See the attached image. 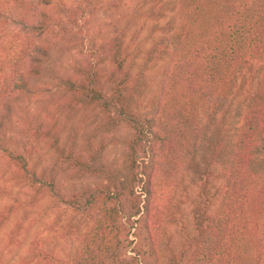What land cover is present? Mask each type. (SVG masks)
I'll use <instances>...</instances> for the list:
<instances>
[{"label": "trees", "instance_id": "trees-1", "mask_svg": "<svg viewBox=\"0 0 264 264\" xmlns=\"http://www.w3.org/2000/svg\"><path fill=\"white\" fill-rule=\"evenodd\" d=\"M65 11L64 0H0V120L48 80L56 81L57 108L78 119L67 130L51 118L33 132L55 157L47 170L2 147L11 180L31 193L26 207L59 198L86 219L66 226L77 243L72 255L33 242L18 264H145L158 252L149 219L160 172L186 175L195 189L178 239L161 250L165 264H264V0H142L129 22L114 24L96 64L62 76ZM142 19L149 32L138 63L127 39ZM19 26L28 37L10 33ZM121 129L130 133L124 156L107 165L104 141H95ZM61 172L97 182L66 199ZM25 206L0 210V235ZM24 219L13 223L8 245Z\"/></svg>", "mask_w": 264, "mask_h": 264}, {"label": "rangeland", "instance_id": "rangeland-1", "mask_svg": "<svg viewBox=\"0 0 264 264\" xmlns=\"http://www.w3.org/2000/svg\"><path fill=\"white\" fill-rule=\"evenodd\" d=\"M142 0H92L89 4L86 0H64L65 9L63 22L70 28V42L65 52L61 53V60L57 66V73L66 76L72 73L73 67H84L87 64H96L100 59L101 45L114 34V24L118 26L129 22L128 14L137 9ZM117 5L116 8L113 6ZM149 22L143 25V19L131 28L128 33L129 51L136 56L138 63L143 62V40L149 32ZM18 37H26L27 32L21 26L14 27L10 33ZM11 33V34H12ZM28 37V36H27ZM21 38V39H22ZM60 42V44H64ZM58 52V50H57ZM158 74V70L154 69ZM56 81L48 80L39 83L34 92L15 101L5 117L0 120V210L9 204L19 206L26 205L31 193L11 180L12 167L10 166L7 152H16L27 157L31 166L38 171L51 167L55 157L48 146L45 137L34 136L33 132L39 129L40 124L51 123L52 119L59 120L61 125H67L70 129L71 122L78 124L76 117L68 116L57 108V94L55 93ZM129 131L121 129L117 132L101 135L96 139L104 141L105 149L102 161L107 165L119 166L124 156V140L129 136ZM64 138V137H63ZM258 164L264 167V154L258 158ZM69 174H72L71 172ZM97 180L91 177L71 178L70 175L61 172L57 178V189L63 198H70L78 194L86 187H92ZM153 198L150 204L151 219H149L150 234L155 240L158 252L145 264H165L162 257V248L175 243L178 232L181 231V219L187 220L191 209V196L195 193L194 187L189 184L186 175H177L170 178L160 172L154 181ZM18 200V201H15ZM59 198H45L33 207H26V215L19 211L16 219L11 220L3 234L0 235V262L1 264H18L26 259L29 248L33 242L38 246L53 248L61 258L73 254L77 243L72 231L66 230L83 227L86 222L85 215L72 211L71 207L59 202ZM20 202V204H19ZM175 217V222L172 218ZM24 219L23 228L17 236V243L8 245V234L17 220ZM137 237L148 235L141 223L136 224ZM143 242V241H142ZM146 245L145 242H143ZM132 248V246H130ZM127 255H131L129 252Z\"/></svg>", "mask_w": 264, "mask_h": 264}]
</instances>
